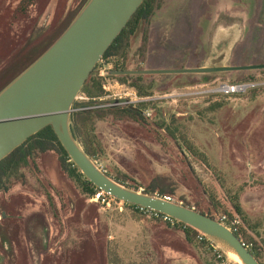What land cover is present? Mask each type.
<instances>
[{
    "label": "rangeland",
    "instance_id": "obj_1",
    "mask_svg": "<svg viewBox=\"0 0 264 264\" xmlns=\"http://www.w3.org/2000/svg\"><path fill=\"white\" fill-rule=\"evenodd\" d=\"M80 2L0 0V90L48 47ZM148 49L143 68L158 71L264 62V0H167L153 23ZM139 58L131 51L127 65ZM108 66L115 70L104 61L97 68L101 100L134 102L130 105L141 107L150 122H98L103 156L97 157L96 165L140 192L161 179L163 188L175 189L172 200L205 213L232 211L227 194L237 191L244 215L239 217L241 230L261 242L264 72L254 73L246 93L230 98L215 90L221 83L232 84L237 76L217 75L202 83L204 75H152L146 79L153 83L152 94L139 97L116 76L101 78ZM142 98L151 101L140 102ZM221 101L222 110L208 109ZM173 114L201 157L189 154L181 141L155 125ZM34 170L25 172V183L0 196V209L8 213L13 232L10 247L0 249V264H220L210 242L196 237L189 245L179 227L127 206L119 212L91 202L62 173L54 153L41 156ZM255 225L259 238L250 229ZM261 258L264 263V254Z\"/></svg>",
    "mask_w": 264,
    "mask_h": 264
},
{
    "label": "water",
    "instance_id": "obj_2",
    "mask_svg": "<svg viewBox=\"0 0 264 264\" xmlns=\"http://www.w3.org/2000/svg\"><path fill=\"white\" fill-rule=\"evenodd\" d=\"M143 2L89 0L56 42L0 93V162L29 138L51 127L70 161L96 189L193 228L227 256L226 249L236 253L243 264H260L250 248L220 222L157 194L148 195L115 182L86 155L72 135L71 116L76 97ZM262 70L264 64L234 67L218 63L173 71H112L111 75H212ZM120 102L127 105L125 100L117 103Z\"/></svg>",
    "mask_w": 264,
    "mask_h": 264
},
{
    "label": "trees",
    "instance_id": "obj_3",
    "mask_svg": "<svg viewBox=\"0 0 264 264\" xmlns=\"http://www.w3.org/2000/svg\"><path fill=\"white\" fill-rule=\"evenodd\" d=\"M89 0H81L79 7L74 10L62 23V26L56 31L54 36L50 39L48 47L41 52V54L30 62L24 69H22L12 80L9 82L11 84L17 77H19L27 68H29L41 55H43L55 42L56 40L67 30L75 18L79 15L85 5ZM167 0H144L142 5L138 8L136 13L132 16L127 26L115 39L113 44L105 52L101 61L107 63V65H113L114 71H140V70H151V68H143L148 62V43L151 39L153 33V23L157 14L165 9ZM138 44H135V42ZM134 46L136 47L134 49ZM134 50V56H140L138 62L131 63V67L127 65L129 60V55L131 51ZM119 62L122 67H118ZM264 62L258 61L256 64H262ZM100 64V62H99ZM99 64L90 73L89 78L86 80L80 94L87 96L88 101L84 103L75 102L73 105L74 112L71 116V132L74 138L82 146L86 155L94 162H96L97 157L103 156V149L101 143L96 135V125L98 122L104 121L108 118H112L116 121H134L140 124H149L150 119L145 114L141 107H133L131 105H117L113 102H104L102 96L104 94L102 90V80L97 76V68ZM243 64H238L234 66H242ZM129 66V67H128ZM135 66V67H134ZM112 71H109L111 75ZM264 72V70L260 71ZM254 73L256 71H236L212 75H204L205 77L201 80L202 83H208L210 81L209 77L217 75H231L235 77L232 84H246L247 82H254ZM240 75H244V78ZM248 75V76H246ZM163 76V75H161ZM188 76V75H186ZM111 77H113L111 75ZM153 76L144 75H127V76H116L123 82L130 84L134 90H136L139 97H147L151 95L153 83H148L147 78ZM242 79V80H241ZM4 86L0 93L9 85ZM225 97V96H224ZM233 97V96H232ZM230 98V97H225ZM109 104V105H108ZM224 101L215 102L209 105L211 111H220L224 107ZM108 105V106H106ZM143 106V105H141ZM146 106V105H144ZM156 126L164 130L169 138L174 141H181L192 156L201 157L195 147L190 145L187 133L185 129L178 123L176 115L169 116V119L157 120L155 122ZM48 153H54L57 156L60 170L66 175V177L74 183V185L81 191L84 195H89L90 197L98 191L86 178L81 174L78 168L70 161L67 153L59 143L53 129L51 127H46L36 135L29 138L22 146L11 153L7 158L0 162V196L8 195L13 189L14 185L20 183H25L26 171H32L37 168V160ZM35 171V170H34ZM125 177V176H123ZM113 180L123 186H126V180L120 178L119 176L111 177ZM161 179H154L142 192L148 195H155L164 197H172L175 194V189H170L169 185L167 188H163ZM223 189L224 186L220 184ZM135 191H139L138 188H133ZM232 206V211L225 210L227 214H211L210 212L197 211L207 217H210L218 222H224L226 225H230L231 222L239 220V217L243 218V211L239 203L238 192H231L227 194ZM212 200V198H211ZM175 202V201H174ZM178 204V202H176ZM185 207L193 209L189 205L183 204ZM128 208L135 210L136 206H127ZM224 209V208H223ZM194 210H196L194 208ZM0 214L2 215V220L0 222V249L6 250L10 247L11 241L10 236L13 233L12 228L9 224V215L3 209H0ZM264 224V217L262 220ZM176 227L182 229L185 236V240L189 245H193L196 237L200 234L193 228L186 226L180 222H176ZM252 232L259 238L260 234L256 231V225L250 228ZM234 233L247 247L250 248L253 255L259 261L262 262V254H264V232L261 242L257 243L253 238L248 237L247 233L241 230V226H237ZM208 243V242H205ZM262 247V248H261ZM263 249V250H262ZM261 253V254H260Z\"/></svg>",
    "mask_w": 264,
    "mask_h": 264
},
{
    "label": "built area",
    "instance_id": "obj_4",
    "mask_svg": "<svg viewBox=\"0 0 264 264\" xmlns=\"http://www.w3.org/2000/svg\"><path fill=\"white\" fill-rule=\"evenodd\" d=\"M109 71H111V66H108L107 68H105L103 71H101L100 73V77L104 78L106 76H111ZM103 88L105 89V87L103 86ZM251 88V85L249 84H229V83H221L217 86L215 92L217 94L223 95L225 97H232V96H238L240 94L246 93L249 89ZM128 98V97H127ZM127 101V105H130L134 102H130L127 99H119L118 101ZM88 98L82 96V94H79L76 97L75 102L78 103H84L87 102ZM146 101H151V99H141L140 102H146ZM124 103H118L117 105H123ZM164 198L168 201H173L172 198L164 196ZM90 201L101 205L102 207L106 208L107 210L109 209H117L119 212H123L124 208L126 206H131L130 204L124 203L122 201H119L113 197H111L110 195L98 190L97 192H95L91 198ZM139 213L143 214V215H147L148 217H152L155 219H159L162 220L163 222H166L172 226H175L176 222L174 219L165 216V215H161L157 212L154 211H149L147 209L141 208V207H137L136 209ZM2 220V215L0 214V221ZM221 224H223L224 226H226L229 230L231 231H235L236 227L240 225V220H235L233 222L230 223V225H226L224 222H220ZM197 240L199 242H210L203 234H199L197 236ZM211 243V242H210ZM210 247L213 249L214 253L216 254V257L218 260H220V264H228L226 261H224L223 259V255L221 250H219V248L215 247L213 243H211Z\"/></svg>",
    "mask_w": 264,
    "mask_h": 264
},
{
    "label": "bare ground",
    "instance_id": "obj_5",
    "mask_svg": "<svg viewBox=\"0 0 264 264\" xmlns=\"http://www.w3.org/2000/svg\"><path fill=\"white\" fill-rule=\"evenodd\" d=\"M222 246V245H220ZM223 247V246H222ZM226 253L228 254L229 258L235 263V264H243L242 261L240 260V258L237 256L236 253H234L233 251L227 250L226 249Z\"/></svg>",
    "mask_w": 264,
    "mask_h": 264
},
{
    "label": "crops",
    "instance_id": "obj_6",
    "mask_svg": "<svg viewBox=\"0 0 264 264\" xmlns=\"http://www.w3.org/2000/svg\"><path fill=\"white\" fill-rule=\"evenodd\" d=\"M264 64V63H263ZM201 68V67H200Z\"/></svg>",
    "mask_w": 264,
    "mask_h": 264
}]
</instances>
